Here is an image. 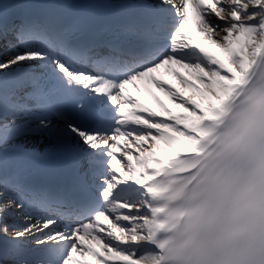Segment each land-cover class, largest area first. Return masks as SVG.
Returning a JSON list of instances; mask_svg holds the SVG:
<instances>
[{
    "label": "snow or ice",
    "instance_id": "1",
    "mask_svg": "<svg viewBox=\"0 0 264 264\" xmlns=\"http://www.w3.org/2000/svg\"><path fill=\"white\" fill-rule=\"evenodd\" d=\"M252 44L264 0H0V264H138L133 185Z\"/></svg>",
    "mask_w": 264,
    "mask_h": 264
},
{
    "label": "bare ground",
    "instance_id": "2",
    "mask_svg": "<svg viewBox=\"0 0 264 264\" xmlns=\"http://www.w3.org/2000/svg\"><path fill=\"white\" fill-rule=\"evenodd\" d=\"M47 2L56 3L59 2V0H47ZM255 48L256 44L249 45L246 66L241 67L239 63L236 65V72L238 73V75L229 77V83L224 84L219 91L213 92V99L208 102L206 110L200 111L198 113V115L190 122V127H185L181 129V132L183 133L182 136L178 137L175 142L164 151L162 157L158 161H156L157 167H155L154 169H148L149 171L146 172L141 185H133V201L137 200V204L140 205L146 204V207L137 209L133 208V211L138 214L148 215L147 225H141L139 227V230H141L140 233H137V227H134V231L130 232V238L131 236H135L136 241L139 244L138 253L142 245L148 244L156 239V234L160 226V224L156 222L157 211L152 205V203L149 201V187L155 181V178L159 176V173H161V171L166 167L167 163L171 159L176 158L177 155L180 153H188L197 147L196 143H194L191 139L187 137L188 129L203 130L209 133L211 136L218 135V128H220L221 125H223L224 122L227 121V119L229 118L230 108L239 98L238 95L233 97H231V95H233L234 91L239 88H241L242 90L248 88L258 75L259 70L262 66L264 57H260L259 55L255 54ZM160 74L163 76L164 79L175 83V81H173L171 77L164 74L163 71ZM143 98L147 99V97ZM161 99L164 100V103L173 111L178 110L175 108L174 104L169 103V101L163 96H161ZM207 120H212L214 122L212 124H206L205 122ZM28 147H38L42 150L41 145L29 144ZM135 219L136 218H134V220ZM137 259L138 264H158V259L154 256H148L143 258L137 256Z\"/></svg>",
    "mask_w": 264,
    "mask_h": 264
},
{
    "label": "rangeland",
    "instance_id": "3",
    "mask_svg": "<svg viewBox=\"0 0 264 264\" xmlns=\"http://www.w3.org/2000/svg\"><path fill=\"white\" fill-rule=\"evenodd\" d=\"M145 147H147V146H145ZM124 163L126 164L127 162L124 161ZM140 206H141V205L134 204V208H140ZM139 217H140V216H139ZM139 217H138V215H135L134 218H137V220H134V221H139V220H138ZM140 218H141V217H140ZM140 220H148V219H147V217H144V218H142V219H140ZM146 223H147L146 221H143V222L140 221L137 227H139L140 225H145ZM137 230H138V228H137Z\"/></svg>",
    "mask_w": 264,
    "mask_h": 264
}]
</instances>
